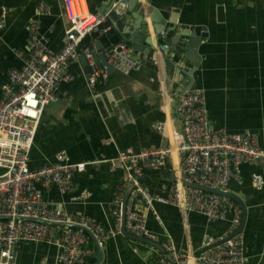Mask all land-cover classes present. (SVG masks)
<instances>
[{
	"label": "crops",
	"instance_id": "0c3cea01",
	"mask_svg": "<svg viewBox=\"0 0 264 264\" xmlns=\"http://www.w3.org/2000/svg\"><path fill=\"white\" fill-rule=\"evenodd\" d=\"M87 2L96 15L111 9L113 3L108 6L109 0ZM137 2L144 10V31L148 32L152 48L145 42L143 47L150 48L147 52L128 48L135 69L128 75L113 70L93 89L87 82L90 71L80 60L70 63L67 73L74 79L63 82L57 89V102L45 106L28 155L31 170L54 164L59 154H64L69 164H83L84 171L73 175V187L67 192H60L56 185L45 189L35 183L33 188L49 208L67 216L89 218L106 230L115 229L111 203L125 180L123 168L113 166V160L127 149L166 147L173 130L182 127L177 109L186 88L203 90L213 130L254 136L264 150V0ZM40 5L46 9L42 13ZM154 12L170 24L205 28V37L197 48V64L182 57L185 47L177 45L167 53L159 50L165 44L156 40L150 18ZM0 19L1 100L4 87L11 86L9 72L23 65V57L17 53L27 51L30 23L37 22L46 48L56 54L66 44L68 21L62 0H0ZM126 22L131 25L133 20L128 17ZM94 36L98 37H84L77 51L80 55L92 54L95 64L101 66ZM182 68H192V73L180 78L177 71ZM169 168L167 164L162 170L142 176L151 194H168L173 182ZM256 175L264 181L258 164L240 165L238 179L230 181L226 192L236 196L246 210L241 234L247 264H264V184L260 188L253 186ZM229 199L240 208L242 221L240 205ZM131 206L146 214V229L153 239H144L161 247L171 240L175 251L185 259L182 264H196L195 255L208 242L229 235L231 214L226 220L208 221L195 212L159 203L154 204L153 211H146L140 196L132 199ZM91 247L95 254L88 262L95 263L98 252L93 241ZM100 248L98 264H163L161 250L126 238L121 229ZM58 254L55 244L19 242L14 264H59Z\"/></svg>",
	"mask_w": 264,
	"mask_h": 264
},
{
	"label": "built area",
	"instance_id": "2783aa9c",
	"mask_svg": "<svg viewBox=\"0 0 264 264\" xmlns=\"http://www.w3.org/2000/svg\"><path fill=\"white\" fill-rule=\"evenodd\" d=\"M120 1L114 2L110 10L121 16ZM62 3L68 21L64 48L56 54L51 53L39 35L37 22H31L27 51L23 55L17 53L23 57V65L20 70L9 72L11 86L4 87L0 100V217H9L0 219V264H14L19 242L55 244L59 250V264H87L95 250L84 230L17 218L86 228L101 247L109 236L120 233L123 195L130 185L132 190L124 217L128 233L153 239L146 229V214L133 210L131 206L132 199L140 196L146 211H153L154 204L159 203L195 212L208 221L226 220L231 214L229 235L235 234L241 223L240 208L228 197L208 193L201 188L226 193L230 181L238 179L242 164H258L264 172V150L254 136L213 130L206 114L205 94L199 88L188 87L182 93L177 109L182 127L173 130L166 147L140 151L127 149L113 160L112 165L122 167L125 173V180L111 203L116 222L114 230H106L89 218L67 216L49 208L42 195L33 188L35 183H39L45 189L56 185L60 192H67L73 187V175L85 169L83 164H69L66 156L59 154L54 164L31 170L28 155L45 106L57 102V89L63 82L74 79L67 73V66L78 63L79 43L90 34L102 35L109 30L102 28L106 17L91 13L87 0H62ZM45 10L40 5L39 13ZM159 50H168V45L159 47ZM129 53L128 47L120 43L103 55L115 71L128 75L136 66ZM84 56L91 69L87 82L93 89L107 79L108 72L95 64L92 54ZM167 164H170L169 173L175 180L166 196L153 195L141 178L146 172L162 170ZM263 184L260 176L253 177L255 188ZM211 244L208 242L206 246ZM243 246L242 234L238 233L216 247L205 249L197 258L198 263L247 264ZM160 252L163 264H182L185 261L175 251L171 240L162 245Z\"/></svg>",
	"mask_w": 264,
	"mask_h": 264
},
{
	"label": "water",
	"instance_id": "95a60500",
	"mask_svg": "<svg viewBox=\"0 0 264 264\" xmlns=\"http://www.w3.org/2000/svg\"><path fill=\"white\" fill-rule=\"evenodd\" d=\"M117 0H109L108 6L113 2H116ZM112 3V4H113ZM119 5V9L123 11L122 15H118L115 10H108L107 8L99 13V16H105V22L102 24V28H109V30L102 34L98 35L97 38V44L95 45V49L97 52H100L101 55L99 57L100 64L101 66L108 72H112L114 69L107 64V60L104 57V53L111 49L113 46L124 43L128 48L134 49V50H142V51H149L150 48H144L143 43L145 42L149 47L152 48V44L149 40L148 32L144 31V28L147 27V22L144 20L145 14L142 6L137 2V0H121ZM118 3V4H119ZM128 17H131L133 20V23L131 25H128L126 20ZM151 18V23L153 27L154 34L156 36V40L162 41L165 45H168L169 49L166 50L165 52L167 53L168 51L172 52L176 46H182L185 47V50H183V55L182 57L193 60L195 61V64L198 62L197 56V48L202 42V39L205 37L203 35V31H205L204 27H198V26H192L191 28H187L185 26H179L177 24L173 23H167L165 22L164 19H162L158 14L151 13L150 14ZM167 32H173V35H167ZM177 57L174 59L171 58V60H176ZM81 65L88 71H90V67L88 66V63L85 59L84 54H81L79 57ZM178 75L180 78H183L186 74L190 75L192 73V68H182L177 71ZM178 114V113H177ZM179 117V116H178ZM169 178L173 181L175 178L173 177L172 174H169ZM204 191L215 193L218 195H225L229 198L234 199L241 207L242 209V221L240 223V226L237 230V232L231 235H228L225 238H222L221 240H218L214 242L213 244L209 246H205L200 253H202L205 249L208 248H213L216 247L231 238H233L236 234L242 233V229L244 226L245 222V216H246V210L243 206V204L240 203L238 198L234 196L233 194L229 193H221L217 190H210L208 188H201ZM132 190V185H130L127 190L124 192L123 195V201H122V206H121V222H120V227H121V234L125 236L126 238H129L131 240L135 241H140L143 243L150 244L152 246L157 247L159 250H161V246L158 245L156 242L148 241L142 237L136 236L129 234L126 232L125 227H124V222H125V208L127 205V201L129 198V194ZM9 217H0V219H8ZM21 220H29V221H34V222H39L43 223L49 226H68V227H74V228H79L84 230L91 238V240L94 242L97 252H98V259L96 260L95 263L93 264H98L100 259H101V248L98 246L97 241L95 236L91 231H89L86 228H80L78 226L72 225V224H62V223H52V222H46L42 221L39 219H31V218H17ZM199 254L195 255V261L196 264L198 263L197 258L199 257ZM168 260H170L169 257H167Z\"/></svg>",
	"mask_w": 264,
	"mask_h": 264
},
{
	"label": "trees",
	"instance_id": "16d2710c",
	"mask_svg": "<svg viewBox=\"0 0 264 264\" xmlns=\"http://www.w3.org/2000/svg\"><path fill=\"white\" fill-rule=\"evenodd\" d=\"M94 262V260L93 261H91V262H88V264H92Z\"/></svg>",
	"mask_w": 264,
	"mask_h": 264
},
{
	"label": "bare ground",
	"instance_id": "6f19581e",
	"mask_svg": "<svg viewBox=\"0 0 264 264\" xmlns=\"http://www.w3.org/2000/svg\"><path fill=\"white\" fill-rule=\"evenodd\" d=\"M191 264H193V262Z\"/></svg>",
	"mask_w": 264,
	"mask_h": 264
}]
</instances>
